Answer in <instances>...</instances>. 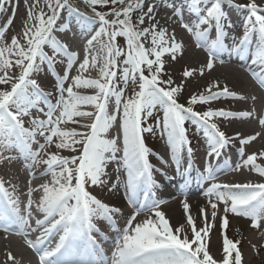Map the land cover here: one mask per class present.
Listing matches in <instances>:
<instances>
[{
	"label": "snow or ice",
	"instance_id": "1",
	"mask_svg": "<svg viewBox=\"0 0 264 264\" xmlns=\"http://www.w3.org/2000/svg\"><path fill=\"white\" fill-rule=\"evenodd\" d=\"M7 2L8 0H0V11L4 10ZM44 2L48 6L50 15L42 10L34 11L39 0H33L28 10V21L23 30L26 47L16 36L12 37L10 44L0 38V72L3 73L0 75V84H10V90H0V142H2V148L9 149L18 144L23 145L26 158L31 164L33 166L41 163L47 165L43 174L51 175V182H45L39 186L42 189V196L36 204V210L43 214V219L36 220L37 227L43 229L42 235L37 238L36 242L27 241L28 246L40 254V264H85L83 260L62 259V257L81 239L86 238L95 248L96 241L90 235L94 230L93 218L107 217L110 219L113 213L119 211V209L104 204L86 188L87 184L100 186L105 183L102 177L106 174V162L114 159L115 153L120 150L115 138L108 139L104 136L116 120L117 114L121 118L124 163L129 177L127 186L134 191L141 184H150L152 180V166L148 160L150 153L144 142L143 134L152 132L153 128L145 127L143 124L148 117L153 116L154 111H163V132L167 136L172 160L177 164L182 151L186 149L189 156L192 154L191 142L186 134V121L200 124L207 137L210 149L208 156L219 158L222 149L228 145L231 138L227 137L216 123L211 122L212 118H246L252 113L225 110L197 112L191 106L185 107L178 103L177 94L181 88L179 86L164 87L163 85L171 82L170 80L162 81L160 73L163 67L162 55L171 52L172 58L175 59V53L181 48V44L175 42L173 35L169 47L166 29L157 31L155 24L151 25V28L139 27L144 24L146 16L149 19L152 18L151 13L154 7L152 5L148 7L146 13L142 12L135 24L132 22L131 13L135 10H142L144 0H135V2L127 0V6L121 10L113 9L116 18L112 20L106 19L102 12L95 13L100 28L87 41L89 47L85 51L91 53L94 42L100 43L101 51L106 50L107 55L104 57L103 65L99 68L100 78L86 79L78 75L73 78V84L65 88L64 81L69 78L66 70L64 76L58 81L59 98L55 104H52L47 101V94L43 92L37 81L30 77L33 73L39 72L45 63L53 66L54 57L44 51L46 45L53 50L54 54H63L67 57L69 69L76 61L77 54L69 52L67 46L60 43L53 35L61 10L67 9L69 13H72L74 9L70 0H44ZM85 2L90 5H107L109 0H85ZM223 2L224 0H211V6L206 9V14L199 17L194 25L187 22L182 25L194 34L198 46L206 47L209 55L207 62L209 69L213 67V59L225 50V46L219 39L211 45L205 44L207 33L213 26L220 37L227 35L224 30L226 13L222 10ZM111 3L113 5L124 4L125 0H111ZM228 3L231 4L232 0H228ZM238 7L246 8L249 15L245 24L246 30L235 50H242L251 36L255 35L262 45L259 55L261 63H264V14H260L264 9H261L254 0L247 5H238ZM93 11L95 12V9ZM33 21L34 23H30ZM205 24L208 28L201 30V25ZM59 30H66V26H61ZM149 35L152 46L146 48L142 38L147 40ZM102 36L107 39L100 40ZM117 37L125 39L126 50L116 43ZM10 57H16V59L13 60ZM120 57L123 59L118 64ZM89 63L88 55H86L78 70L86 71ZM96 63L97 56L92 55V67H96ZM13 65L20 69L18 76L10 74L9 70ZM117 70L125 85L129 81L136 85L137 80L139 81V90L134 91L131 97H125L124 89L117 86ZM145 72L148 74L145 75ZM190 74L188 71L184 72L185 77ZM259 83L264 87V79L259 80ZM73 87L98 91L92 95H85L74 91ZM65 92L67 96L64 95ZM220 96L235 97V93L229 92L225 87L222 91L213 92L207 96L193 95L189 103L190 105L197 102L208 103ZM113 98L115 111L109 114V102ZM42 100L47 106L45 113L47 119L33 118L32 126L25 128L23 117L29 116L30 110L37 107ZM82 105L94 106L95 113L81 111ZM57 112L59 114L55 115ZM93 115L94 121L90 125V131L79 132L75 128L62 130L59 127L61 123L78 124L79 121L74 117H93ZM260 123L264 124V119H261ZM82 126L89 127L88 125ZM46 133L49 134L46 135ZM37 135L44 137L45 144H41L37 150L33 151L31 144L36 142ZM53 137L58 138V142L55 143L57 149L75 151V145H82L80 155L68 158L49 153L47 159H40L41 151L44 150L46 144L53 143ZM254 139V136L240 139L241 156L244 155V145ZM260 155L264 156V153ZM256 158V154L253 153L243 160L242 165L237 164L235 168L229 165L225 170H239L241 166L251 165L253 170L264 177V167L255 163ZM205 172L207 176L201 174L202 178L213 181L216 179V170L210 165L206 166ZM34 190L30 189L28 192L29 200L26 206L27 216H25L21 214L18 198L13 199L12 194L4 187L3 181H0V194L7 202L0 207V221L16 224L19 227L18 234L21 235L25 234L24 228L28 226V218L32 215L31 206L34 201L31 194ZM207 195L214 196L216 201L223 203L224 213L231 212L238 216L251 218L253 227H260V223L264 221V183H212L207 190ZM159 203L162 202H154L148 211L152 212ZM210 204L213 209L211 215L215 218L218 203L210 200ZM184 209L188 211L187 203H184ZM203 212L202 209V215ZM138 214L139 212L134 213L129 218L124 231L115 241L111 264H242V253L237 246L239 242L229 239L226 234L222 242V259L217 261L210 255L207 245L201 242V233L207 235L205 229L210 228L211 224L206 223L205 228L197 230L189 215L187 223L192 226V238L189 239L187 234L181 238L180 233L184 231L183 226L178 227L174 233L164 213L155 211L153 214L157 219L154 220L149 216L133 226V221L136 220ZM227 225L228 220L225 216L221 224L222 230ZM54 232H62L54 248L41 250L37 247L38 244L43 243L45 237L51 236ZM233 253H235L234 256Z\"/></svg>",
	"mask_w": 264,
	"mask_h": 264
},
{
	"label": "bare ground",
	"instance_id": "2",
	"mask_svg": "<svg viewBox=\"0 0 264 264\" xmlns=\"http://www.w3.org/2000/svg\"><path fill=\"white\" fill-rule=\"evenodd\" d=\"M147 4L154 6V10H158L155 7H167L168 3L171 2L174 6L173 0H145ZM168 2V3H165ZM248 4L253 2V0H247ZM254 2L261 8L264 9V0H254ZM41 3H43L41 1ZM192 3H196L198 5V9L196 12H198L196 15H194L193 18L190 17L189 11H191V7L187 5H176V8L172 7L173 12H181L188 14L183 17L182 15L179 16L178 21H174L172 19H167L163 17L161 26L162 29H166V39L168 40V46H171L172 43V36L175 37V42L181 44V48L176 51L175 53V59L172 58V53H165L164 59L167 60V63L171 65V68L174 69V71L178 72L177 77L179 84L182 86V88L187 89H194V91L190 94H188L189 97H191L194 93L197 92L198 88L201 85V81L205 80L208 83L209 91L204 94L205 96L210 95L213 92H219L222 91L225 87L228 89L229 92L235 93V97H225L220 96L219 98L210 101L206 103L202 111L194 110L197 112H203L205 110H225V111H231V112H242L247 111L252 113L251 116L246 118H228L225 119L223 117H213L211 122L216 123L217 127L225 133V135L229 138H231L230 142L228 143V146L235 148L237 151V154H240L239 149L241 147L240 139H246L249 136H254L255 139L251 141L249 144L244 145V155L239 158L240 160H245L248 155H251L253 153L256 154V161L255 163L261 167H264V156H261V153H264V124L260 123L261 119H264V107L259 109V104L262 103V98L259 94V91L256 86H254L249 77L246 74H249L253 76V71L251 72H242L238 68H233L230 66H223L219 65L217 61L213 60V67L209 69L207 67V62L209 59L208 51L204 49V46H198L197 40L195 39V36L192 32H189L185 27L182 25L187 22L190 25H194L198 18L201 16H204L206 14V9L211 6L210 4L205 5L200 0H192ZM190 4V5H191ZM32 3L30 0H27V3H25V0H8V2L5 4L4 10L0 11V38L3 39V41L10 44L11 39L13 36H16L22 45L26 47V41L23 38V30L25 27V23L28 21V10ZM159 5V6H158ZM228 8L227 12L230 16V20L227 21L224 20L225 23L234 22V26H238L237 31H233V35L237 37V44H239L240 39L243 37L245 32V24L248 19V17H243V13L238 14L236 11H232L231 7L229 5L225 6ZM35 12H39L40 9L36 7L34 9ZM151 14V19L148 18V20L152 21L156 17L154 15V12ZM260 14H264V11H262ZM178 15V14H177ZM237 15V16H236ZM239 15V16H238ZM23 16V17H22ZM183 17V18H182ZM241 17V20H244V26L240 25V20L238 21L236 18ZM108 17H106L107 19ZM245 18V19H244ZM187 19V20H186ZM91 20V19H90ZM23 21V22H22ZM30 23H34L30 22ZM85 23V21H84ZM242 29H241V28ZM204 28H208V25H201V30ZM234 28V27H233ZM215 26H213L208 33H210L212 30H215ZM240 29V30H239ZM195 31V29H194ZM92 34V33H91ZM53 35L55 38L62 44L67 46V49L69 52H74L77 54V58L79 57V51L84 46L83 41L78 38L77 33L70 32V31H64L61 33H58V37H56L55 33L53 32ZM252 40V36L250 38ZM208 39L205 40V43H207ZM254 45L257 47L253 53L245 52L243 56L241 55L242 52L236 51L235 47L236 45L229 48V51H224V54H231V58L225 60L222 63H229L230 64H241V58H247L251 61V67L256 68L257 71L260 68L264 69V63H261V57L259 55L260 49L262 47L261 42L257 39V37L253 38ZM85 45V47H87ZM85 48L83 47V50ZM44 51L48 53L49 56L54 57L53 60V66H50L48 63H45L41 66V69L39 72L33 73L30 77L31 79H34L37 81L40 88L44 91H48L47 94V101L51 102L52 104L56 103V100L59 98V92H58V81L59 78L64 76L65 71H68V80L64 81V87L67 88L69 85L73 84V78L76 76H81L82 78H87V74L83 71H79V65L83 62L85 58V54L82 55V58L80 60V63L76 66L75 64L72 65V67L68 68V59L63 54H54L53 50L49 46L44 47ZM101 58V57H100ZM99 58V59H100ZM173 59V61H170V59ZM10 59H16V57H10ZM90 61V60H89ZM91 62L89 63V65ZM168 66V65H167ZM89 68V67H88ZM87 68V69H88ZM168 68H170L168 66ZM10 74L14 76H18L20 69L13 65V67L9 70ZM188 71L191 74L187 77L184 76V72ZM3 73L0 72V75ZM256 76V75H255ZM96 78L98 79V75H96ZM262 79V78H261ZM0 90H10V84L9 85H3L0 84ZM73 90L85 95H92L95 94L96 91L93 89H85V88H76L73 87ZM65 96H67V93H64ZM264 96V95H263ZM242 97V98H240ZM225 101L226 103H229V106H224L217 104L220 101ZM255 103V106L254 104ZM195 105V104H194ZM253 105L254 107L250 106ZM258 105V106H257ZM254 108V109H253ZM41 109L43 111H41ZM258 109V110H257ZM81 111L86 112H93L95 113V108L92 105H82L80 108ZM110 114V108L108 109ZM47 112V106L46 103L44 105H37V107H33L30 110L29 116H24V127L30 128L31 120L33 118L38 119H47L45 113ZM57 112L55 115H58ZM55 118V116H54ZM75 120H78V124H74L72 122L68 123H61L59 127L62 130H71L75 128L79 132H87L90 130L91 123L89 122V119H84V117H74ZM91 120L94 121V115L93 117H90ZM82 125H88L89 127L85 128ZM194 129L197 127L198 131L203 133L204 130L201 128L200 124L196 125L193 124ZM113 132V129H112ZM111 127L109 128L108 132L105 133L106 137L108 139H113V137L110 135ZM49 133H46V135ZM113 134V133H112ZM239 134V136H237ZM121 138L120 143H117L118 148L120 149L115 153V158L108 160L106 162L105 167V175L102 177V179L105 181L104 184L100 186H92L90 184L86 185L87 190L95 196L97 199L102 201L104 204H107L113 208L119 209L118 212H115L111 215V218H113V222L111 219L106 218L107 221L100 222L102 231L105 232L108 235H111L112 233H117V237L121 235V233L124 231L125 227L127 226V222L130 217L133 215V207H128L129 204H132L137 197L139 193L140 188H144L147 185L141 184L138 186L134 191L130 190L127 186L128 183V170L124 163V154H123V133L121 132ZM162 136V137H161ZM160 139V146L161 150L159 149L156 154L155 158L156 160L153 163H150L152 166V180L151 183L148 184L150 188L153 190V198L155 199L154 202H162L159 203L158 207L154 208L152 212L148 211V208H150L152 205H147L146 203L140 205V213L136 216V220L133 221V226L136 222L142 221L149 216H151L154 220L157 219L154 216L155 211H160L164 213L165 218L169 221L170 227L172 228L173 232L175 233V230L183 226L184 231L180 233L181 238L185 234L188 235L189 239L192 238V226L187 223L188 216L190 215L194 221V224L197 228V230L201 228H205L206 223L211 224L212 226L210 228H206L207 235L205 233H201L202 236V243H205L208 247V250L210 252V255L213 256L214 259L217 261H220L222 258V242L224 235H228V232L230 230V221L229 219L232 218V220H235V215L231 212L224 213L223 211V203L216 201V198L214 196L209 197L207 195V190L211 186L212 183H218V184H259L264 183L263 181H258L255 179L253 175H251V168L250 166H241L239 170H231L227 171L224 170L223 172L216 173V179L213 180H207L204 179L201 182H204L205 184H200L199 186H196L193 188L194 185H196V177L192 176L190 178V171L193 169H199L203 172H205L206 166L210 165L212 166L213 157L208 158L207 157V151H209V145L203 144L200 145V148H197V159L194 156V152L192 149V154L189 156L188 152L186 154L183 153V151L180 154V161L179 163H175L172 160L171 155V149L167 143V136L161 135ZM79 138V137H78ZM58 142L57 137H53V143L50 145H45L44 150L40 153V159H47L49 153H56L63 157H77L80 155H77V153H73L79 150L81 152L82 145H75L76 148L75 151L71 149H57L55 147V143ZM208 143V141L206 142ZM41 144H45L44 137H41L37 135L36 142L31 144V148L33 151L37 150ZM18 148H16L17 152L14 154H11V151L8 150V148H2V142H0V180L2 181H8L9 187L11 188L12 194L16 197H20V185H19V179L24 174V169L22 167V163L26 161L24 156H21L22 154H25V150L23 145L18 144ZM22 153V154H20ZM19 154V156H18ZM14 155V156H11ZM18 156V158H16ZM9 157L11 159H9ZM123 158V159H122ZM23 159V160H22ZM242 160V161H243ZM183 162L188 163L185 171H183L182 174H180V178L173 177V173L177 171L178 168H184L185 166L182 165ZM30 163V162H29ZM78 163V162H77ZM114 163H117L114 164ZM229 164L232 168H235L237 164H240L238 161H234V159H231L229 161ZM30 165H32L30 163ZM242 165V164H241ZM71 166V165H70ZM229 166V165H228ZM225 165H222L221 168H225ZM32 168L35 170V172H39V175L43 177L44 182H50L51 181V175H44L45 169L47 168V165L41 163L38 165L33 166ZM168 174V175H166ZM207 176V173L204 175ZM166 177H168L166 179ZM170 178H175L174 181L170 180ZM180 179V180H179ZM185 179V180H184ZM178 180V181H177ZM74 181V180H73ZM75 182V181H74ZM183 184L187 186L186 191L180 192L179 191V185ZM115 185V186H114ZM114 186V187H113ZM130 196V198H129ZM134 199V200H133ZM210 200L213 202L218 203V207L215 210L217 212V215L215 218L212 217L211 213L213 209L211 208ZM184 203H187L189 205V209L186 212L184 209ZM147 206V207H146ZM33 209L36 210V204L35 202L32 205ZM204 210L203 215L201 214V210ZM228 220V225L225 229L222 230L221 224L222 220L225 218ZM205 217L207 219H205ZM36 217H33L29 219V229L31 230V227H33V224L36 222ZM126 218V221H123V219ZM93 220L99 222V219L96 220L93 218ZM94 222V221H93ZM109 226V227H108ZM110 226H113L114 228ZM237 226V225H236ZM99 236V235H98ZM100 237V236H99ZM47 243H51L50 240L47 241ZM23 245L16 241H8L5 245L1 246L0 249V264H20L17 262L18 257H20L21 253L31 256L30 251H27L22 247ZM55 246V245H54ZM195 247V245H193ZM264 247V221H262L261 226L258 228L257 233L246 235L242 242V259L244 260V263H246V257L250 256V253L253 251L254 253L260 252ZM36 251L33 253V259L35 258L37 261L39 260L40 254H35ZM9 254H11V258H9ZM250 264H260L261 261H254V258L250 256L249 261ZM36 264V263H34Z\"/></svg>",
	"mask_w": 264,
	"mask_h": 264
},
{
	"label": "rangeland",
	"instance_id": "3",
	"mask_svg": "<svg viewBox=\"0 0 264 264\" xmlns=\"http://www.w3.org/2000/svg\"><path fill=\"white\" fill-rule=\"evenodd\" d=\"M41 1L43 3H41ZM76 4L81 5L82 7L91 10L92 12L93 9H95V12H102L105 14V16H109L107 19L108 20H112L115 19L116 17L113 14V9L116 10H121L123 7L127 6V0H125L124 4H120L117 3L115 5H113L111 3V0H109V3L107 5H90L88 3L85 2V0H70ZM204 3L207 2V4H210V1L208 0H200ZM235 2H242L243 4L246 3V5L248 4L247 0H234ZM30 2L33 4V0H30ZM133 2H135V0H133ZM177 5V4H176ZM176 5L174 4V8H176ZM150 5L147 4V2L144 0V5L142 10H135L131 13V18H132V22L135 24L137 22L138 17L143 13L147 12V9ZM159 6V5H158ZM36 7H38L40 9V11L42 10L43 12L47 13V14H51L47 4L44 2V0H39V3L36 5ZM156 9L158 8V10H154L153 7V11L154 15L156 16L154 18V20L150 21L148 20V17H145V22L143 25H139L140 28H151V25L155 24L157 26L156 30L159 31L162 29L161 23H162V18L165 17L167 19H172L174 21H178L179 19V14L177 15V12H173L172 11V6H167V7H155ZM244 11V10H242ZM242 13V12H241ZM153 15V14H151ZM237 16V15H236ZM239 16V15H238ZM23 17V16H22ZM121 19L123 18V16L121 15L120 17ZM183 18V17H182ZM238 21H241V17H237L236 18ZM235 20H233L232 22V28L231 30L228 31V33H231L233 31H237L238 26H234ZM23 22V21H22ZM76 22L78 23V21L76 20ZM74 24V23H73ZM83 26H81V35H79V39H81L83 42V47L85 48L83 50V47L80 49L79 51V57L76 59V61L73 63L76 66L80 63V60L82 58V55L85 54L88 55V58L91 62V57L92 55H96L97 56V63H96V67H92V65L90 64L88 67V69L86 71H83L87 74V78L91 75H98V78H100V73H99V68L103 65V61H104V57L107 55L106 50L105 51H101L100 49V43L99 42H94L93 46H92V52L91 53H86V49L89 47V45L87 47H85V45H87V41L89 39H91L92 35L95 34L96 31L99 30L100 28V23L99 21L96 22H92V23H87V24H82ZM58 32V31H57ZM92 33V34H91ZM106 37H101L100 40H106ZM142 42L144 43V46L146 48L151 47V36L149 35L147 40H144L142 38ZM116 43L119 46H122L125 48L126 50V42L125 39L123 37H117V41ZM209 43V42H208ZM176 56V55H175ZM101 57V58H100ZM100 58V59H99ZM150 58L155 59V57L150 56ZM164 54L161 57L162 60V71L160 73V78L162 81H169L170 80V84L167 85H163L166 88H170V87H176L179 86L181 88V91L177 94V101L178 103L184 105L185 107H189L191 106L194 110H198V111H202V109L205 108V106L207 105L206 103H200L197 102L195 105H190V98L188 96V94L192 93L194 91V89H187V88H182V86L179 84L178 81V77H177V73L176 71H174L173 68H171V65H169L167 63V60L164 59ZM123 57H120L117 61V63L119 64V61L122 60ZM214 60L216 61H220L214 58ZM170 61H173V59L171 58ZM219 65H223V66H230L233 68H238L243 72L242 65H235V64H230L229 63H218ZM170 68H168V66ZM148 73L145 72V75H147ZM138 83L139 81L137 80V84L133 85L131 81L128 82L127 85L124 84L123 80L120 78V73L119 70H117V77H116V84L119 88L124 89V93H125V97H131L134 93V91H138ZM209 86L208 83L203 80L201 81V85L198 88L197 92L194 93L193 95H196L197 97H199L200 95H204L209 91ZM94 91H98L96 89H93ZM188 93V94H187ZM192 95V96H193ZM220 105H224V106H229V103H226L225 101H220L219 103ZM255 106V103H253ZM252 107H254L253 105H250ZM258 106V105H257ZM262 107H264V99H262V103L259 104V109H261ZM110 108V114H112L115 111V105H114V100H112V105ZM254 109V108H253ZM258 110V109H257ZM84 119H89L88 123H92L93 120L90 119V117H84ZM162 121H163V111L162 110H156L154 111L153 116L148 117L147 120L144 122V126H151L153 128L152 132H146L144 133V142L146 144V146L148 147V144L153 146L155 151H158L161 146H160V136L162 135H166L163 132V127H162ZM190 124H199L198 122H194V121H188ZM113 129V132H112ZM90 131V130H88ZM111 132L110 135L116 139L117 143H120V138H121V132H122V128H121V118L120 115L117 114V118L115 121H113L112 126H111ZM188 138L189 136L194 137V142L191 143V148L195 149V151L197 150V148H200L199 146L201 145V140L199 135H197V133H195V131L190 128V132L186 133ZM9 151H11V154H14L16 151V149L14 147H11L10 149L8 148ZM161 150V149H160ZM187 150L185 149L183 151L184 154H186ZM208 152V151H207ZM73 153H77V155H79V150L77 149V151L73 152ZM195 156V153H194ZM124 158V157H123ZM122 158V159H123ZM148 160L149 163L152 162V157L148 156ZM78 162V161H77ZM240 165L243 164V161L241 160V162H239ZM117 165V163H114ZM250 166V165H249ZM241 168V167H240ZM251 168V175H253L255 177V179H257L258 181H263L264 182V177H261L259 175L258 172H256L255 170L252 169V166H250ZM26 171V169H25ZM233 171V170H232ZM40 172V171H39ZM39 172H35V170L32 168V165L29 166V168H27V171L24 173L25 175H22L21 178L19 179V185L21 188L20 191V200H19V208L23 211H25V213L27 214L26 211V206L28 205V200H29V196H28V192L30 189H35L34 191H32L31 194V198L32 200L35 202V204H37L40 200V197L42 196V189L39 188V186L43 183H45L43 181V177H41L39 175ZM51 182V181H50ZM5 188L8 189V191L11 192V188L9 187V182L6 180L3 181ZM73 183H75L73 181ZM31 210H32V215L30 216V218L35 217L36 215L42 216L41 218H43V214L38 212L37 210H34L33 207L31 206ZM235 220L232 218L229 219L230 221V230L228 232L227 237L231 240H233L234 242L238 241V248L241 251L242 249V242L243 239L246 235H250V234H255L257 233V230L259 227H253L252 224V220L251 218L248 217H243V216H238L236 214H234ZM39 217V216H38ZM123 221H126V218L123 219ZM237 225V226H236ZM261 226V223H260ZM7 243V241L5 239L0 238V249L1 246L5 245ZM23 247V246H22ZM24 249H26L27 247H23ZM27 251H29L28 249H26ZM31 256L26 255V254H20L21 256L18 257L17 262L20 264H34L35 263V258L33 259V253L32 251L30 252ZM235 255V253H233V256ZM250 256L254 258V261H261L260 264H264V247L262 250H260V252L258 253H254L253 251L250 253ZM249 257H246V263H244V260L242 259V264H250L249 261ZM222 259V258H221ZM220 259V260H221Z\"/></svg>",
	"mask_w": 264,
	"mask_h": 264
}]
</instances>
